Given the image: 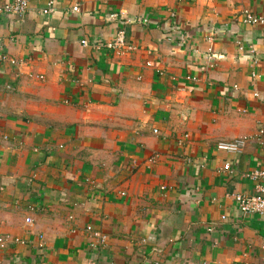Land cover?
<instances>
[{"label": "crops", "instance_id": "obj_1", "mask_svg": "<svg viewBox=\"0 0 264 264\" xmlns=\"http://www.w3.org/2000/svg\"><path fill=\"white\" fill-rule=\"evenodd\" d=\"M47 1L0 13V264H264V0Z\"/></svg>", "mask_w": 264, "mask_h": 264}, {"label": "built area", "instance_id": "obj_2", "mask_svg": "<svg viewBox=\"0 0 264 264\" xmlns=\"http://www.w3.org/2000/svg\"><path fill=\"white\" fill-rule=\"evenodd\" d=\"M30 0H11L0 6V13L5 14H17L23 15L27 12L29 8ZM74 11L78 9V6L75 5L72 7ZM54 10V5L52 0H48L46 6L42 9L44 14H49ZM240 17L242 22L251 25H264V15L256 14L250 9H243L240 12ZM86 43V41H83ZM237 45L239 49H243V43L237 40ZM101 46L106 47L109 50H113L117 54H124L136 49L135 45L132 44L130 41L127 40L125 31L123 29L118 30L113 38L109 41H105L101 43ZM250 55H254V48L252 45H249L248 49ZM11 62H15L11 60ZM149 64V62H147ZM257 95V93H255ZM263 132L262 129L259 130V134ZM246 144L245 138H236L233 140H222L217 142L216 146L220 150H226L228 152H241ZM148 161H152V158L148 159ZM224 169H228V164L223 166ZM249 178L256 182L255 190L256 193L254 194H243L234 192L232 193V197L239 208V210L243 213H258L260 215H264V168L263 169H256L251 171L248 174ZM29 222L30 219L27 218ZM87 230H91L90 226L86 227ZM16 241L21 242L20 240L16 239ZM103 241V238H101ZM4 238L0 236V246H3ZM41 264H46L42 262ZM75 264H94L92 262H76ZM189 264H198V263H189ZM248 264V263H244Z\"/></svg>", "mask_w": 264, "mask_h": 264}]
</instances>
